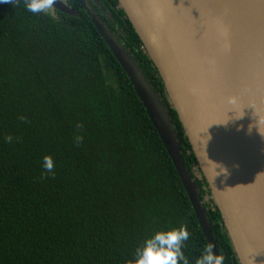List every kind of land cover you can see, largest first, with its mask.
Returning a JSON list of instances; mask_svg holds the SVG:
<instances>
[{"label": "trees", "instance_id": "1", "mask_svg": "<svg viewBox=\"0 0 264 264\" xmlns=\"http://www.w3.org/2000/svg\"><path fill=\"white\" fill-rule=\"evenodd\" d=\"M64 1L76 14L54 8L52 19L25 11L23 0L0 4V264H132L147 236L180 225L194 264L208 241L172 158L84 7ZM120 13L112 16L122 34L106 26L169 114L216 250L241 264L164 82Z\"/></svg>", "mask_w": 264, "mask_h": 264}, {"label": "water", "instance_id": "2", "mask_svg": "<svg viewBox=\"0 0 264 264\" xmlns=\"http://www.w3.org/2000/svg\"><path fill=\"white\" fill-rule=\"evenodd\" d=\"M79 1L130 78L217 254L169 114L136 60ZM118 2L164 82L240 263L264 264V0ZM54 8L76 14L62 0ZM228 96L238 98L232 110Z\"/></svg>", "mask_w": 264, "mask_h": 264}, {"label": "clouds", "instance_id": "3", "mask_svg": "<svg viewBox=\"0 0 264 264\" xmlns=\"http://www.w3.org/2000/svg\"><path fill=\"white\" fill-rule=\"evenodd\" d=\"M3 3L13 5L14 0H0V4ZM56 3L57 0H23V7L25 11L33 15H43L55 19L54 5ZM237 102L238 98L234 96H228L225 99L229 110H232L231 106ZM4 139L5 142L12 141L11 136H5ZM75 142L79 144L80 137L77 136ZM41 166L44 172L51 174L55 163L51 156L45 155L42 158ZM188 239L189 232L184 225H180L178 228L173 227L155 231L136 247L133 252L132 264H189V260L182 250L185 241H188ZM212 248L213 244L211 243L205 245L199 257L195 259L194 264H225L224 255L218 251L214 255Z\"/></svg>", "mask_w": 264, "mask_h": 264}, {"label": "flooded vegetation", "instance_id": "4", "mask_svg": "<svg viewBox=\"0 0 264 264\" xmlns=\"http://www.w3.org/2000/svg\"><path fill=\"white\" fill-rule=\"evenodd\" d=\"M84 1L90 7L92 12L97 14L101 18V20H103L104 23L106 22L105 24H111L115 27L117 33L119 34L123 33V30L120 28L119 24L117 23L120 21L119 19H124V17L120 13V9L122 8L120 7L119 3L114 5L112 0H84ZM63 2L66 3V1ZM113 12L118 15L119 19L114 18L112 16Z\"/></svg>", "mask_w": 264, "mask_h": 264}, {"label": "rangeland", "instance_id": "5", "mask_svg": "<svg viewBox=\"0 0 264 264\" xmlns=\"http://www.w3.org/2000/svg\"><path fill=\"white\" fill-rule=\"evenodd\" d=\"M64 1V0H63Z\"/></svg>", "mask_w": 264, "mask_h": 264}]
</instances>
